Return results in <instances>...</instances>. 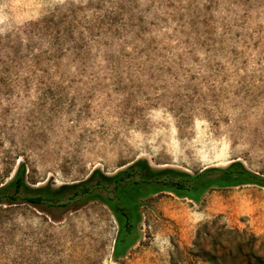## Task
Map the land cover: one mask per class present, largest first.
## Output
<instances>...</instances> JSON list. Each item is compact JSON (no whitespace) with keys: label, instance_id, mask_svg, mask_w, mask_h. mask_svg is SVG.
<instances>
[{"label":"rangeland","instance_id":"374dc122","mask_svg":"<svg viewBox=\"0 0 264 264\" xmlns=\"http://www.w3.org/2000/svg\"><path fill=\"white\" fill-rule=\"evenodd\" d=\"M136 160L264 178V0H0V184L18 162L50 190ZM140 200L117 258L97 199L0 204V264H264V187Z\"/></svg>","mask_w":264,"mask_h":264},{"label":"trees","instance_id":"16d2710c","mask_svg":"<svg viewBox=\"0 0 264 264\" xmlns=\"http://www.w3.org/2000/svg\"><path fill=\"white\" fill-rule=\"evenodd\" d=\"M213 175L206 171L190 175L171 168L153 169L143 160H136L110 176L94 169L83 180L48 190L44 185L31 186L26 180L24 163L18 162L10 177L0 184V204L44 203L61 207L68 199L79 201L82 196L97 199L110 209L116 220L111 255L117 258L134 242L137 236L135 226L140 218V199L150 192L169 191L196 202L210 185L257 184L264 187L262 176L249 172L238 162ZM97 190L109 194L102 196Z\"/></svg>","mask_w":264,"mask_h":264},{"label":"crops","instance_id":"0c3cea01","mask_svg":"<svg viewBox=\"0 0 264 264\" xmlns=\"http://www.w3.org/2000/svg\"><path fill=\"white\" fill-rule=\"evenodd\" d=\"M229 197H226L225 198V200H224V203L222 204V201H221V197H220V200H219V202H217V201H215V203H214V207H216L217 208V206H218V211L219 212H221V213H226L227 215H229V214H231V213H233L232 211H231V208H230V206H228L227 205V199H228ZM224 199V198H223ZM228 210H230V212L228 213ZM236 213H237V215L239 216L240 214L242 215H244V213H246L245 211V209H244V206H240V207H237L236 208Z\"/></svg>","mask_w":264,"mask_h":264},{"label":"flooded vegetation","instance_id":"af4514ba","mask_svg":"<svg viewBox=\"0 0 264 264\" xmlns=\"http://www.w3.org/2000/svg\"><path fill=\"white\" fill-rule=\"evenodd\" d=\"M216 186V185H215ZM190 200H192V199H190ZM193 201V200H192Z\"/></svg>","mask_w":264,"mask_h":264}]
</instances>
